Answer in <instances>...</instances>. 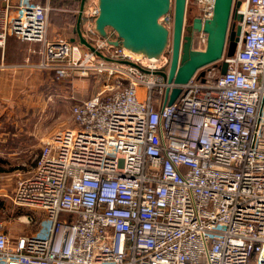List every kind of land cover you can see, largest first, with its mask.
<instances>
[{
  "label": "built area",
  "instance_id": "2783aa9c",
  "mask_svg": "<svg viewBox=\"0 0 264 264\" xmlns=\"http://www.w3.org/2000/svg\"><path fill=\"white\" fill-rule=\"evenodd\" d=\"M237 1L234 54L184 84L158 72L164 54L149 59L98 36L96 6L84 34L94 50L79 54L48 37L49 0L19 3L0 46L9 35L39 42L37 67L103 80L17 174L13 203L43 217L14 239L0 230V264H264V0ZM192 2L202 21L212 16L214 0ZM196 37L204 47L206 34Z\"/></svg>",
  "mask_w": 264,
  "mask_h": 264
},
{
  "label": "water",
  "instance_id": "95a60500",
  "mask_svg": "<svg viewBox=\"0 0 264 264\" xmlns=\"http://www.w3.org/2000/svg\"><path fill=\"white\" fill-rule=\"evenodd\" d=\"M80 1L78 41L94 50L80 30L85 0ZM187 4L188 0H96L93 29L109 45L149 59H159L169 47L167 67L158 72L169 83L184 84L202 67L218 62L223 55L232 56L241 32L236 23L241 18L236 11L239 1L214 0L212 16L204 21L196 12L187 18ZM170 14L171 21L165 25L161 19ZM110 30L114 33L112 38L108 36ZM201 31L206 40L204 47L197 49L194 40ZM179 92L177 86L167 87L163 104L170 105Z\"/></svg>",
  "mask_w": 264,
  "mask_h": 264
},
{
  "label": "rangeland",
  "instance_id": "374dc122",
  "mask_svg": "<svg viewBox=\"0 0 264 264\" xmlns=\"http://www.w3.org/2000/svg\"><path fill=\"white\" fill-rule=\"evenodd\" d=\"M194 8L192 0H189L187 18H190ZM51 12L53 11L50 9L49 15ZM75 37L76 43L72 44L78 48L77 35ZM84 37L86 38V35ZM24 42L32 45L31 50L33 47L36 49L38 57L40 43L26 40ZM197 46L203 47L199 44ZM164 56L169 59V47ZM35 63L21 66L26 71L18 80L0 82V140L19 137L25 142V148L30 153L27 152L29 157L23 159L21 156L24 153L10 157L0 155V169H4L0 172V230L10 235L33 232L39 219L43 217V213L35 206L13 203L11 190L19 173L13 172L14 164L19 162L25 166L33 165V157L49 136L57 129L72 125V104L98 92L103 80L102 73L88 70L83 74L79 68L69 70L64 77L58 78L54 70L37 67ZM223 63L221 62V72H225L227 68V63ZM15 160L18 161L15 163ZM24 216H31L32 220L26 221Z\"/></svg>",
  "mask_w": 264,
  "mask_h": 264
},
{
  "label": "crops",
  "instance_id": "0c3cea01",
  "mask_svg": "<svg viewBox=\"0 0 264 264\" xmlns=\"http://www.w3.org/2000/svg\"><path fill=\"white\" fill-rule=\"evenodd\" d=\"M30 1L31 0H0V27L5 26L7 21L13 16L15 8L19 5L20 2L28 3ZM49 3L53 8V12H51L49 16L48 37L52 39L67 38L71 42L76 43V24L79 16L78 11L80 9L81 1L49 0ZM95 6L96 0H85L84 2L83 12L80 17V19L84 18V22L80 23V30L83 34H85V30L87 29L89 21L87 13ZM193 10L194 12H196V8H194ZM77 43L79 54H83L88 51V48L86 46L82 44L80 46L79 41ZM31 46L32 45H28L15 36L9 35L6 37L4 45L0 46V82L7 83L10 81L18 80L19 77L24 76L26 70L22 69L24 67L21 66L25 64L31 65L37 60L36 49H34L33 47V50H31ZM25 61H28V63H25ZM138 91L142 93L143 88L139 87ZM0 144V155L2 156L4 155L5 157H10L17 155V153H24L21 156L22 159L26 156L27 158L29 157V150H26L25 142H23L22 139L20 140L19 137H7L4 140H0ZM17 161L18 160H15V163ZM14 166L15 167L13 169V172L15 171L19 173H23L32 167V165L25 166V164L19 162L14 164ZM17 234L20 233H13L12 235H8H10L11 239H14Z\"/></svg>",
  "mask_w": 264,
  "mask_h": 264
},
{
  "label": "trees",
  "instance_id": "16d2710c",
  "mask_svg": "<svg viewBox=\"0 0 264 264\" xmlns=\"http://www.w3.org/2000/svg\"><path fill=\"white\" fill-rule=\"evenodd\" d=\"M82 22H84V18H81V19H80V23H82ZM197 44H198V40H197V37H196V39L194 40V47H197ZM1 171H4V169L1 168V169H0V172H1Z\"/></svg>",
  "mask_w": 264,
  "mask_h": 264
},
{
  "label": "flooded vegetation",
  "instance_id": "af4514ba",
  "mask_svg": "<svg viewBox=\"0 0 264 264\" xmlns=\"http://www.w3.org/2000/svg\"><path fill=\"white\" fill-rule=\"evenodd\" d=\"M197 13V12H196Z\"/></svg>",
  "mask_w": 264,
  "mask_h": 264
}]
</instances>
